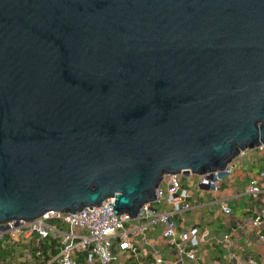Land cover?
Returning <instances> with one entry per match:
<instances>
[{
	"label": "water",
	"instance_id": "1",
	"mask_svg": "<svg viewBox=\"0 0 264 264\" xmlns=\"http://www.w3.org/2000/svg\"><path fill=\"white\" fill-rule=\"evenodd\" d=\"M261 146L264 0H0V224L134 219Z\"/></svg>",
	"mask_w": 264,
	"mask_h": 264
},
{
	"label": "crops",
	"instance_id": "2",
	"mask_svg": "<svg viewBox=\"0 0 264 264\" xmlns=\"http://www.w3.org/2000/svg\"><path fill=\"white\" fill-rule=\"evenodd\" d=\"M231 165V174L216 189L200 185L195 174H180L188 190L187 209L174 210L164 200L153 203L159 212H169L178 233L192 228L203 233L194 260L185 255L189 242L180 251L178 238L173 242L163 237V226L153 218H134L123 227L131 247L119 251L120 239L114 242L116 264H264V186L256 195L246 191L264 169V149L245 150Z\"/></svg>",
	"mask_w": 264,
	"mask_h": 264
},
{
	"label": "built area",
	"instance_id": "3",
	"mask_svg": "<svg viewBox=\"0 0 264 264\" xmlns=\"http://www.w3.org/2000/svg\"><path fill=\"white\" fill-rule=\"evenodd\" d=\"M260 148L264 149V146ZM231 163L222 170L196 175L199 184L216 189L218 184L231 174ZM179 175L165 174L162 177L156 192V203L163 200L161 185L164 184L167 190V198L164 201L174 210L188 208L186 202L188 190L182 186ZM262 185L264 186V169L259 172L257 179L249 183L246 191L256 195ZM152 206L153 204H144L136 218H153L163 226V237L173 242L176 237L178 238L179 243H176V247L180 251H185L183 243L189 242L190 249L185 251V255L194 260L195 248L199 245L203 233H199L197 228L178 233L169 212H159ZM223 212L229 213L230 209L224 206ZM131 219L127 213L115 214L113 199H105L98 206L91 209L85 207L74 213L49 210L30 220L6 221L0 224V242L7 238L23 247V252L35 250L37 256L40 253L38 252L40 244L47 241L48 246H52L57 253H48L46 260L41 264H78L77 258L80 254L83 255V264H116L117 254L113 245L116 238H119V251L131 247L123 230L124 224ZM223 239L227 240L228 236H224ZM15 264H21V260H15Z\"/></svg>",
	"mask_w": 264,
	"mask_h": 264
},
{
	"label": "trees",
	"instance_id": "4",
	"mask_svg": "<svg viewBox=\"0 0 264 264\" xmlns=\"http://www.w3.org/2000/svg\"><path fill=\"white\" fill-rule=\"evenodd\" d=\"M38 252L40 253L37 256L36 251L33 249L23 252V247L5 238L0 242V264H15V260L17 259L21 260V264H41L44 262V260H46L48 253H57V251L52 246H48L47 241H44L40 244V249ZM23 253H26L28 256H30V259L26 260L22 255ZM77 262L78 264H83L82 254L78 255Z\"/></svg>",
	"mask_w": 264,
	"mask_h": 264
},
{
	"label": "rangeland",
	"instance_id": "5",
	"mask_svg": "<svg viewBox=\"0 0 264 264\" xmlns=\"http://www.w3.org/2000/svg\"><path fill=\"white\" fill-rule=\"evenodd\" d=\"M161 190H162V198H163V200H164V199L167 198V190H166V186L162 184V185H161ZM154 207H155V208H158L157 205H154ZM22 255L25 257L26 260H29V259H30V256H28L26 253H23ZM22 255H21V256H22Z\"/></svg>",
	"mask_w": 264,
	"mask_h": 264
}]
</instances>
